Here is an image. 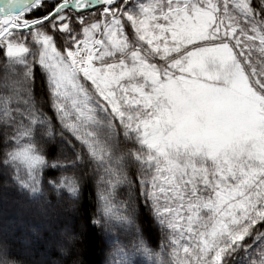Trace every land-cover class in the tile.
Instances as JSON below:
<instances>
[{"label": "snow or ice", "instance_id": "snow-or-ice-1", "mask_svg": "<svg viewBox=\"0 0 264 264\" xmlns=\"http://www.w3.org/2000/svg\"><path fill=\"white\" fill-rule=\"evenodd\" d=\"M0 188L70 264L90 230L104 264H264V0H0ZM0 264L60 262L0 227Z\"/></svg>", "mask_w": 264, "mask_h": 264}, {"label": "trees", "instance_id": "trees-1", "mask_svg": "<svg viewBox=\"0 0 264 264\" xmlns=\"http://www.w3.org/2000/svg\"><path fill=\"white\" fill-rule=\"evenodd\" d=\"M82 222V218H78L74 227L79 229ZM0 227L14 229L22 238H31L33 247L43 252L50 262L70 264L71 257H62L59 254L56 239L47 221L36 215L32 205L14 190L0 188ZM103 247L101 239L90 230L81 253L83 264H104Z\"/></svg>", "mask_w": 264, "mask_h": 264}]
</instances>
